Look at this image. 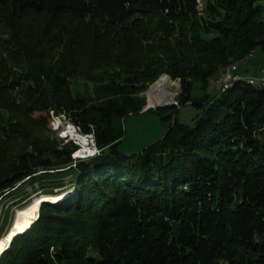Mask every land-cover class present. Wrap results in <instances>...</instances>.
Instances as JSON below:
<instances>
[{
    "label": "trees",
    "instance_id": "obj_1",
    "mask_svg": "<svg viewBox=\"0 0 264 264\" xmlns=\"http://www.w3.org/2000/svg\"><path fill=\"white\" fill-rule=\"evenodd\" d=\"M256 50L264 0H0V211L69 196L42 204L0 264H264V88L235 78L192 97ZM163 74L180 81L177 107L144 113L169 110L171 125L120 154L122 120ZM185 106L192 127L176 119ZM50 112L99 154L39 135L33 117Z\"/></svg>",
    "mask_w": 264,
    "mask_h": 264
},
{
    "label": "rangeland",
    "instance_id": "obj_2",
    "mask_svg": "<svg viewBox=\"0 0 264 264\" xmlns=\"http://www.w3.org/2000/svg\"><path fill=\"white\" fill-rule=\"evenodd\" d=\"M198 1L204 3L207 0ZM262 56L263 55L261 51L253 53L249 58L250 64L256 67H263L264 58L262 59ZM243 62L244 61L239 62L238 64L240 65ZM220 73L221 71L218 73L217 77L211 81L205 92L200 89L201 83L195 82L192 86V97L194 99H198L204 94H206L210 99L217 97L218 92L213 88L212 85L215 84L217 78L220 76ZM157 90L166 91L168 92V94L174 96V98L170 106H158L156 110H158L159 108L166 109L173 106L177 107L173 104H175L181 92L180 81L173 80L168 75L163 74L153 84L147 86L145 91L139 94L138 98H140L145 103L142 112L136 115H129L122 120L124 137L122 138L117 148L120 154L128 156L141 152L143 149L147 148L153 143L160 141L164 137L168 127L171 125L172 120L162 119L163 117H167L170 114L169 110L164 111L161 114L155 111L144 113L148 109H151L149 107V104L151 106V103H157L155 98L152 97V95H154ZM71 91L74 95H79L82 97L91 96V94L93 93V85L90 83H86L81 79H75L71 81ZM198 114V110L194 109L191 106H185L182 107L176 114V119L179 123L192 127ZM39 117H43L46 120L45 125L43 126L44 129L36 130V132H38L39 135H42V137L49 138V140L55 141L57 143L62 142L64 144L75 143L76 140L80 138L79 130L71 125L64 116L57 117L53 112H50L48 115L36 113L33 118L37 119ZM89 145L90 144L88 143V146ZM77 149H79V146H77ZM77 157L81 156L77 155ZM65 189L66 187L64 188V190ZM39 195L41 194L36 193L34 195H31L29 199L31 200L32 198L38 197ZM19 208L21 207L7 205V207L0 211V239L8 231L14 213L16 209Z\"/></svg>",
    "mask_w": 264,
    "mask_h": 264
},
{
    "label": "bare ground",
    "instance_id": "obj_3",
    "mask_svg": "<svg viewBox=\"0 0 264 264\" xmlns=\"http://www.w3.org/2000/svg\"><path fill=\"white\" fill-rule=\"evenodd\" d=\"M200 8H201V4H200ZM228 69H231V68H227L224 71ZM223 72L220 73V75H222ZM234 81L235 80L232 79V81L224 83L222 91L228 90ZM246 81L252 86L264 88V84H260L257 80H246ZM152 97L155 98L157 103H151V106L149 104L150 108H155L158 106H170L174 98V96L168 94V92L163 91V90L162 91L157 90L154 93V95H152ZM81 144H82L81 145L82 150L80 152H77L76 154L74 153L75 158L78 160L79 159L84 160L85 159L84 155H86L87 158L93 157L94 155L91 154L90 147L88 146V144H86V141L84 139L81 140ZM77 155L81 157H77ZM45 195H39L38 197H34L27 204H25L22 208L16 209L8 231L0 239V256L2 255L4 251H6L9 248L12 240L17 235L22 234L28 228V226L32 224L33 220L36 218L37 211L42 205V203H61L60 201H65L69 197L67 193H64V194L58 193L56 195L58 199L56 198L55 195H51V196H45ZM57 200L59 202H56Z\"/></svg>",
    "mask_w": 264,
    "mask_h": 264
},
{
    "label": "built area",
    "instance_id": "obj_4",
    "mask_svg": "<svg viewBox=\"0 0 264 264\" xmlns=\"http://www.w3.org/2000/svg\"><path fill=\"white\" fill-rule=\"evenodd\" d=\"M238 67L224 71L223 74L217 78V81L215 82V84L212 85L213 88L215 90L221 92L223 90V84L226 82H230V81H232V79H235V78H244L245 80H257L260 84H264V69L260 72V75L258 77L252 78V77H240L237 74ZM173 105L177 106V102H175V104H173ZM83 139L86 141V144H88V143L90 144L89 147H90V151H91L92 155L99 154V150L96 148V145L94 143V139H93L92 135H82V134H80V138L78 140H76L75 143H73L75 146H79V149H77L75 151V154L82 150L81 149L82 148L81 147V145H82L81 140H83ZM75 154L72 156L73 159H76ZM84 157H85V159L87 158L86 155H84Z\"/></svg>",
    "mask_w": 264,
    "mask_h": 264
},
{
    "label": "crops",
    "instance_id": "obj_5",
    "mask_svg": "<svg viewBox=\"0 0 264 264\" xmlns=\"http://www.w3.org/2000/svg\"><path fill=\"white\" fill-rule=\"evenodd\" d=\"M260 50H256L254 53L258 52ZM262 53V52H261ZM263 55V54H262ZM251 57V56H250ZM248 57L247 59L244 60L242 64L239 65L237 69V74L240 77H258L260 75V72L264 69V66L262 67H256L254 65L250 64V60ZM264 58V55L262 56V59Z\"/></svg>",
    "mask_w": 264,
    "mask_h": 264
},
{
    "label": "water",
    "instance_id": "obj_6",
    "mask_svg": "<svg viewBox=\"0 0 264 264\" xmlns=\"http://www.w3.org/2000/svg\"><path fill=\"white\" fill-rule=\"evenodd\" d=\"M151 109H155V110H156V109H157V107H156V108H151ZM42 204H43V203H42Z\"/></svg>",
    "mask_w": 264,
    "mask_h": 264
}]
</instances>
